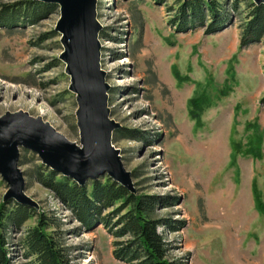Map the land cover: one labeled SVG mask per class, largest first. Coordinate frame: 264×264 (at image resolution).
Returning <instances> with one entry per match:
<instances>
[{
	"label": "rangeland",
	"instance_id": "1",
	"mask_svg": "<svg viewBox=\"0 0 264 264\" xmlns=\"http://www.w3.org/2000/svg\"><path fill=\"white\" fill-rule=\"evenodd\" d=\"M27 1L0 0V11ZM178 1L98 0L110 118L120 124L118 130L142 138L118 137L116 130L113 146L121 150L137 192L181 199L162 211L187 224L170 236L178 244L174 257L188 264H264L259 209L264 208V39L240 50L241 15L216 35L176 34L168 11ZM60 9L35 25L0 28V116L27 112L80 144L78 104L69 91L67 65L59 59L63 36L48 38ZM194 98L202 102L201 123L191 117ZM31 154L21 150L30 160L20 165L24 173L32 168ZM8 187L0 176V205ZM26 193L39 211L55 213L65 230L79 225L28 177ZM35 224L30 220L25 229ZM67 238L80 256L78 264H123L114 258L112 238L102 226Z\"/></svg>",
	"mask_w": 264,
	"mask_h": 264
},
{
	"label": "trees",
	"instance_id": "2",
	"mask_svg": "<svg viewBox=\"0 0 264 264\" xmlns=\"http://www.w3.org/2000/svg\"><path fill=\"white\" fill-rule=\"evenodd\" d=\"M56 8V5L35 0L6 5L0 11V28H13L26 21L35 25ZM168 12L173 13L168 25L176 34L204 30L206 36L216 35L233 26L241 15L240 50L262 43L264 39V5H256L252 0H179ZM57 36L53 31L48 38ZM190 107L191 117L200 122L201 100L192 99ZM116 134L122 138L142 139L136 131L120 129ZM31 156L32 168L24 173L25 177L50 191L79 225L65 230V224L55 213L37 211L16 202L2 203L0 264H78L80 256L76 247L68 243L67 236L92 232L99 226L111 236L112 253L120 263H189L187 259L173 256L178 244L170 237L185 229L186 221L172 213L162 214L164 209L180 204L178 196L148 194L141 190L131 193L109 176L81 186L42 164L34 154ZM28 163L26 156L21 157L20 165ZM253 191L256 196L255 185ZM259 203L263 204L261 200ZM259 209L264 214V208ZM30 220H36V224L25 229ZM14 234L20 235L11 238Z\"/></svg>",
	"mask_w": 264,
	"mask_h": 264
},
{
	"label": "water",
	"instance_id": "3",
	"mask_svg": "<svg viewBox=\"0 0 264 264\" xmlns=\"http://www.w3.org/2000/svg\"><path fill=\"white\" fill-rule=\"evenodd\" d=\"M61 7L55 32L62 35L64 52L59 59L71 78L69 91L76 96L80 144L70 141L41 117L24 111L0 116V176L8 184L4 203L16 202L39 211L26 193V177L20 167L21 150L37 155L41 163L81 186L109 176L137 193L132 173L124 166L121 150L113 146V134L121 128L111 120L107 73L101 68L98 0H35ZM189 1V0H184ZM211 2L212 0H207ZM264 5V0H252Z\"/></svg>",
	"mask_w": 264,
	"mask_h": 264
},
{
	"label": "crops",
	"instance_id": "4",
	"mask_svg": "<svg viewBox=\"0 0 264 264\" xmlns=\"http://www.w3.org/2000/svg\"><path fill=\"white\" fill-rule=\"evenodd\" d=\"M232 27H230V28H228V29H231ZM228 29H226V30H228Z\"/></svg>",
	"mask_w": 264,
	"mask_h": 264
}]
</instances>
